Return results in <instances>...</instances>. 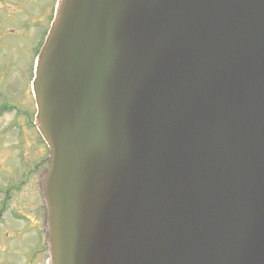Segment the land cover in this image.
Wrapping results in <instances>:
<instances>
[{
  "label": "water",
  "instance_id": "obj_1",
  "mask_svg": "<svg viewBox=\"0 0 264 264\" xmlns=\"http://www.w3.org/2000/svg\"><path fill=\"white\" fill-rule=\"evenodd\" d=\"M34 91L50 264H264V0H60Z\"/></svg>",
  "mask_w": 264,
  "mask_h": 264
},
{
  "label": "flooded vegetation",
  "instance_id": "obj_2",
  "mask_svg": "<svg viewBox=\"0 0 264 264\" xmlns=\"http://www.w3.org/2000/svg\"><path fill=\"white\" fill-rule=\"evenodd\" d=\"M48 6V0H39L34 7H28V2L25 0H0V57L2 60L0 63V83L2 87L7 88L15 101H28L29 106L31 107L30 113L22 111V114H18V117H22L23 120L28 121L27 126L21 125V128L16 130L15 124L19 123H15L14 126L8 128L5 127L4 129L0 130V172L1 170L8 171L11 169L7 163L10 159H14L15 155V165L17 167L20 163H25L26 166H29V163H32L36 158L35 155L38 150L35 141L36 131L34 127V120L30 122V120H32V113L34 111L30 88L33 79L34 68V63L32 62L33 58L31 59V57L37 53L38 48H40L42 42L44 41V37L42 35L47 34L50 27L53 17L52 12L50 14ZM26 7L32 10H28ZM38 9L40 11L37 13ZM21 16H23V18H28V20L25 22L22 21ZM31 42L33 43L32 45H30ZM30 48L32 49V53L30 52ZM27 51L29 53H27ZM27 63L28 71L30 72L31 76L28 87L26 84L24 85V91L22 93L23 96H21V94L18 93V82L21 76V70L23 69L20 64L26 66ZM16 64H18V67ZM17 68L18 71L16 70ZM4 108H6V110H4ZM4 108V111H8L6 113H9V110L12 109L15 111L21 110L19 106L13 104L12 107H10L7 105V103ZM4 115V112L0 114V120L4 117ZM25 116L28 117L26 118ZM22 127H25V130ZM15 130L22 132L18 133L17 137L9 134V131L13 132ZM19 140L21 142L18 143ZM7 144L9 145L6 146ZM2 156L3 159L1 158ZM45 160L46 158H44L42 161ZM48 165V161H45L43 165L45 168H43L42 171L46 169ZM42 171L41 169H31L30 172L32 173L29 179H37L36 182L39 184L38 174ZM29 184L30 183L27 185ZM27 185L21 188L19 191H14L9 200L6 201L4 199L5 184L0 182V244H7L9 240L6 238V236L9 237V234H6V232L16 230L15 226H18L17 222L19 220L14 218V213L17 211L20 212L22 209H26L18 207V204H15L14 200L18 194L26 189ZM32 191L31 198L34 201L40 195L38 192V185L37 187H34ZM32 209L33 207L27 209V211L24 213L25 217H27L29 222H31L29 228L40 222L38 213H32ZM23 226L26 227L28 225Z\"/></svg>",
  "mask_w": 264,
  "mask_h": 264
},
{
  "label": "rangeland",
  "instance_id": "obj_3",
  "mask_svg": "<svg viewBox=\"0 0 264 264\" xmlns=\"http://www.w3.org/2000/svg\"><path fill=\"white\" fill-rule=\"evenodd\" d=\"M28 2V7H34L35 4L39 1L35 0H25ZM48 9L50 11V14L52 12V17H54V7L56 4V0H48ZM45 5V1H44ZM51 5V6H50ZM54 6V7H53ZM27 8V7H26ZM28 10H32L30 8H27ZM40 10L38 9L37 13ZM22 21H27L28 18H23L21 16ZM49 27V26H48ZM44 38L46 37V34L42 35ZM33 43L31 42L30 45ZM43 44V42H42ZM32 48V47H31ZM30 48V49H31ZM29 51V50H28ZM27 51V53H29ZM32 53V49L30 50ZM38 54H34L33 57H36ZM3 56V55H2ZM36 60V59H35ZM1 57H0V63H1ZM21 67L23 68L21 70V76L18 82V93L23 96V91H24V85L26 84L28 87V83L30 80V72L28 71V63L26 66L23 64H20ZM18 67V64H16ZM18 71V68L16 69ZM17 73V72H16ZM0 112L3 110V103H7L8 106L12 107L13 104L17 105L20 107L21 112L26 111L27 113L31 112V107L29 106V102H18L15 101L12 97V95L9 93L7 88H4L1 86L0 83ZM10 96V97H9ZM25 100V99H24ZM9 102V104H8ZM6 110V108H4ZM5 116L0 120V130L4 129L5 127H11L14 126L15 123H19L23 126L24 123L22 117H18V114L14 109L9 110V113H6L8 111H4ZM2 112V113H3ZM28 117V116H27ZM22 119V121H21ZM35 120V114L34 111L32 113V122ZM16 125V130L20 129V125ZM15 128V127H14ZM25 130V127H22ZM9 131V134L16 136L18 135V131ZM35 138H36V145H37V152L35 155L34 161L29 163V166H26L25 163H20L19 166L17 167L15 165V158L10 159L7 163V165L11 168L10 170H1L0 174V182L5 184V196L4 199L6 201L9 200V198L12 196L14 191H19L21 188L27 185L26 189L22 191L20 194H18L14 199V203L18 204V207L21 208H26L22 209L20 212L17 211L14 213V218L16 220H19L17 222L18 226L20 225H28L30 226L31 222H29L28 218L25 217V212L27 209L33 207L32 213L37 212L39 217H40V224L36 228H33L30 233H28L26 230H23L22 228L18 227V231L21 232L20 235H11L10 237V243L9 244H0V264H47V260L49 258V254L47 251V247H45V238H46V232L43 230V224H44V210L42 208L45 198L42 196H38L34 201L31 198V193L33 192L32 189L34 187H37L38 183L36 182L37 179H29L30 175L32 172H30L31 169H35L36 165L40 163L44 158L47 157V148L44 145V142H41V138L37 132H35ZM21 142L20 140L18 143ZM7 144L6 146H8ZM3 159V156L1 157ZM6 165V164H5ZM43 173L40 172L38 175L40 176ZM25 178H24V177ZM37 184V185H36ZM39 192V191H38ZM30 201V203H29ZM46 204V202H45ZM44 212V213H43ZM20 228V229H19ZM4 247L5 249H3ZM30 257L32 259H30Z\"/></svg>",
  "mask_w": 264,
  "mask_h": 264
}]
</instances>
